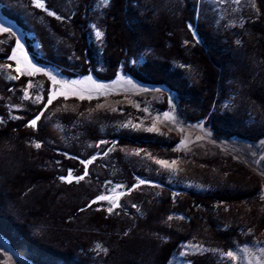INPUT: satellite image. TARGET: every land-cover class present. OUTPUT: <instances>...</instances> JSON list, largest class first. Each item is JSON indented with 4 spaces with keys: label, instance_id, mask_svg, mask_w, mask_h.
Returning <instances> with one entry per match:
<instances>
[{
    "label": "rangeland",
    "instance_id": "rangeland-1",
    "mask_svg": "<svg viewBox=\"0 0 264 264\" xmlns=\"http://www.w3.org/2000/svg\"><path fill=\"white\" fill-rule=\"evenodd\" d=\"M133 1L151 25H163L164 43L156 46L150 31L132 22L128 34L138 39L129 46L128 75L100 55L110 0H0V130L28 131L27 144L43 154L41 168L58 177L56 203L33 232L84 240L100 260L169 196L163 226L193 230L169 264H264V136H230L198 119V102L136 73L145 60L163 56L197 81L196 67L180 60L177 48L192 47L202 23L231 42L239 61L220 77L211 112L245 105L243 80L256 66H240L255 44L251 26L264 0ZM243 107L251 122L264 119ZM193 196L203 202L195 225L177 209ZM0 264L32 263L0 237Z\"/></svg>",
    "mask_w": 264,
    "mask_h": 264
},
{
    "label": "trees",
    "instance_id": "trees-1",
    "mask_svg": "<svg viewBox=\"0 0 264 264\" xmlns=\"http://www.w3.org/2000/svg\"><path fill=\"white\" fill-rule=\"evenodd\" d=\"M137 6L133 0H110L105 15L106 34L100 49L104 65L121 69L128 75H132L127 66L129 46L131 39L136 37L128 34L133 29L132 22L150 31L149 35L156 46L164 43L160 40L163 25L159 22L151 25L147 20L148 15ZM84 10L85 7H78L80 19L76 23L81 29L85 21ZM251 27L256 37L255 44L246 48L250 54L246 55L245 64L249 67L241 63L240 68L250 69L248 63L252 61L256 69L254 75L243 80L244 84H249H246L248 99L245 105L211 112L220 77L228 70L235 72L239 61L235 60L238 52L230 45L231 42L212 34V30L202 23L197 25V38L192 47L185 50L177 48L180 60L196 67L199 72L197 81L187 78L185 71L163 56L145 60L136 72L137 78L164 85L172 93L198 102V119L209 122L212 127L224 129L230 136L252 141L262 138L264 119L257 118L251 122L243 106H252L264 117V11ZM84 59L89 63V54L86 52ZM31 136L25 129L13 125L0 130V237L22 259L32 264H169L173 254L179 252L180 245L191 237V225H184L178 230L163 226V219L172 212L169 196L147 210L145 219H137V231L114 243L111 253L100 260L86 249L84 240L72 241L59 236L34 234V226L50 213L52 205L56 203L58 177L41 168L43 154L27 144V138ZM135 138L148 141L145 139L147 136L143 135ZM202 204L193 196L185 199L177 209L184 212L189 222L195 225L199 220L197 207ZM95 219L105 225L111 224L109 217L103 215H97ZM227 239L226 235L221 237L225 243Z\"/></svg>",
    "mask_w": 264,
    "mask_h": 264
}]
</instances>
